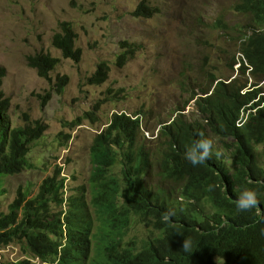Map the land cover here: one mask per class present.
I'll return each instance as SVG.
<instances>
[{
    "label": "trees",
    "instance_id": "1",
    "mask_svg": "<svg viewBox=\"0 0 264 264\" xmlns=\"http://www.w3.org/2000/svg\"><path fill=\"white\" fill-rule=\"evenodd\" d=\"M238 1L241 12L264 24V0ZM143 13L148 15L145 10ZM76 41L77 34L67 22L53 37V45L65 58L80 62L82 51L75 49ZM247 42L244 56L252 74L262 76L264 35H253ZM27 62L48 81L59 64V60L43 54L33 55ZM108 73L107 66L101 64L89 84L105 83ZM3 78L4 70L0 69V193L5 192L3 178L33 168L29 158L32 145L47 129L41 121L31 123L27 117L23 127H9L10 101L2 90ZM57 81V92L62 93L68 77ZM256 96L239 98L236 90L227 92L220 85L202 106L196 104L208 120L211 133L235 138L232 174L214 152L195 167L184 158L185 151L200 137L208 138L200 123L180 122V117L162 131L168 148L160 165L163 178L182 183L183 207H174L170 197L148 186L153 160L142 146L135 145L139 122L115 114L111 123L94 135L90 146L89 204L98 216L97 232L91 233L92 223L81 192L63 199L62 169L56 166L52 175L42 180L36 195L29 197L27 190L17 189L7 212L0 213V245H20L44 264H264V170L256 166L250 145L264 142V107L250 118L243 131L233 126L239 109ZM260 104H264V98L255 106ZM244 189L255 190L259 200L258 206L248 212L236 208ZM65 202L67 209L63 212ZM166 212L170 213L167 220L163 219ZM135 221L145 226L148 235L139 244L129 241L123 246ZM184 241L190 244L188 251L183 248ZM92 250L99 251L97 260L91 258Z\"/></svg>",
    "mask_w": 264,
    "mask_h": 264
},
{
    "label": "rangeland",
    "instance_id": "2",
    "mask_svg": "<svg viewBox=\"0 0 264 264\" xmlns=\"http://www.w3.org/2000/svg\"><path fill=\"white\" fill-rule=\"evenodd\" d=\"M142 1L158 14L151 19L132 17ZM236 5L237 0H0V68L6 71L3 91L10 100V127L23 126L26 117L47 126L44 136L32 145L33 168L3 178L0 213L7 212L18 188L36 195L42 180L59 166L64 199L83 194L91 233H96L98 216L89 204L90 146L112 111L139 113L142 127L137 145L153 159L147 184L170 197L174 207H183L182 183L163 178L160 162L167 144L158 138L159 129L171 124L179 111L194 120L191 97L211 89L215 79L232 83V89L246 86L248 90L253 85L247 72L241 76L236 65L232 67L237 63L240 37L250 28V18L236 14ZM62 22L71 23L78 35L77 47L83 50L79 63L64 59L52 46ZM123 42L135 44L138 51L120 67L117 57ZM40 51L61 60L51 74L52 82L40 79L27 65V57ZM101 62L110 68L108 80L89 85L87 79ZM62 75L69 81L58 94L53 84ZM263 81L258 84L260 89H264ZM89 111L93 116L73 124ZM200 120L206 125L201 116ZM209 135L214 149H221L222 141ZM258 162L264 166V147L258 152ZM147 235L145 226L135 221L123 245L129 241L139 244ZM96 254L92 250L94 259ZM0 257L13 262L10 246L0 249Z\"/></svg>",
    "mask_w": 264,
    "mask_h": 264
},
{
    "label": "clouds",
    "instance_id": "3",
    "mask_svg": "<svg viewBox=\"0 0 264 264\" xmlns=\"http://www.w3.org/2000/svg\"><path fill=\"white\" fill-rule=\"evenodd\" d=\"M147 11L148 12V15H145L143 13V11ZM235 11H236V14H239V15H242V16H246V17H249L250 18V28H248L246 31H244V34H242V36L240 37V40H239V46H238V59L236 60V64L234 63L232 65L235 66L234 69L235 71H238V73L243 76L246 72L249 74V76L253 79V85L250 86V88L248 90H245L246 86H242L241 89H232L233 88V85L232 83H229L227 85L224 84L223 81H220L218 79H215L213 81V86L211 87V89L205 91L207 92L206 94H204L205 92H202V94H200L201 96H205V98H201L200 95H196L194 97H191L192 101L195 102V109L193 110L195 115H196V118H194V120L192 121H189V119L187 118L186 115L183 114V111H179L177 116L175 117V119L173 120V122H171V124L169 125H165L164 127L160 128L159 131H160V134L158 136V138H160V140H164V136L162 135V131L167 128V127H170L173 125V123L180 117H182V119L180 120V122H184V123H187V122H190V123H200V129L203 130L205 132V129L207 130L208 132V138H205V135L203 137H200V140L196 141V143L194 144L193 147L187 149L184 153V158L189 162L191 163L194 167L195 166H198V165H201L203 164L206 160L210 159L213 155V152L215 153V155L217 156H220V158L222 159V161L224 162V165L228 168L230 174H232L234 172V167L231 165L232 164V152L234 150V142H236L235 138L233 137H228V139H225L221 136H219L217 134V136H215L214 133L213 136L217 139H220L222 142H221V145L223 147H221V149L219 148L218 150L214 149V141L211 139L209 133V128H208V120L205 119V116L202 114L200 108L197 109V103L200 104V106H202L204 104V101L213 97L216 89L220 86V85H223L225 87V90L228 92V91H231V90H236L239 98H246L247 95H252L254 93L257 94L256 97H254L251 101L247 102L246 104H243V106L239 109V112H238V115H237V118H235L234 122H233V126L235 129L237 130H240V131H243L244 128L246 127V125L250 122V118L251 117H254L256 115V112L260 109H262L264 107V104H260L258 107L255 106V104H258L261 99L264 98V89H260V87H258V84L261 83L263 81V78H264V74L262 76H254L252 73V69L251 67L249 66V63L247 62L245 56H244V53H243V49H244V46L245 45H248V40L253 36V35H264V24H258L254 17L251 15V14H245L243 12L240 11V3L239 1L237 0V5L235 7ZM158 14V11L156 10V8H154L153 6H151L150 4L142 1L140 2L136 7L135 9L131 12V16L136 18V19H151L153 18L154 16H156ZM64 23V22H62ZM61 23V24H62ZM69 23V22H67ZM61 24L59 26V31L56 32L55 34L61 32ZM71 24V23H70ZM72 25V24H71ZM219 25L221 26L222 25V22L219 23ZM260 26V27H259ZM73 27V25H72ZM74 29V27H73ZM74 32L76 33L75 29H74ZM54 34V35H55ZM77 34V33H76ZM54 37V36H53ZM77 40H78V35H77ZM52 46L61 52V50L57 49L54 45H53V38H52ZM74 47L75 49H78V50H81L82 53H81V60L83 58V50L79 47H77V41H76V44H74ZM122 52L118 55L117 57V63L120 67H122L123 65L126 64V62L132 57L134 56V54L138 51V48L135 44H127V42H123L122 43ZM39 54H43V55H47L53 59H57L59 60V64L58 66L52 71L50 72V78H51V81H48L47 79L45 78H42L48 82H52V77H51V74L57 70V68L60 66V63H61V60L59 58H56V57H53L51 54L49 53H45L43 51H40L38 53H33L32 55L28 56L27 59L29 57H33V55H39ZM62 54V52H61ZM62 57L66 60H71L73 62H75L74 60H72L71 58H65L62 54ZM26 59V61H27ZM80 60V62H81ZM76 63H79V62H76ZM101 64H104L107 66L108 70H109V73H108V78H109V74H110V68L108 66L107 63L105 62H101L100 64H98L97 66V70H98V67L101 65ZM27 65H28V62H27ZM29 67V66H28ZM30 68V67H29ZM0 69H3V68H0ZM32 69V68H30ZM4 70V78L6 77V71L5 69ZM34 71H36L35 69H32ZM97 70L95 71L94 74H92L88 79H87V83L89 84V80L96 74ZM37 72V71H36ZM37 75H38V72H37ZM63 76H66V75H62V76H57L56 77V80L54 82V87H55V91L57 92V89H56V86L57 84L56 81L58 78L60 77H63ZM39 77V75H38ZM68 77V76H67ZM3 78V79H4ZM40 78V77H39ZM40 78V79H41ZM3 79L1 80L2 81V90H3ZM108 80V79H107ZM234 80H236L234 78ZM68 81H69V77H68ZM237 81V80H236ZM58 82V81H57ZM264 82V81H263ZM104 84V83H103ZM245 85H248L247 81H245L244 83ZM68 85V84H67ZM91 85V84H89ZM102 85V84H101ZM66 88V87H65ZM65 88L63 89V92L65 90ZM231 89V90H230ZM242 90H245V92H243V96L240 94V92ZM4 92V91H3ZM62 92V93H63ZM58 93V92H57ZM62 93H58V94H62ZM5 94V93H4ZM6 97V96H5ZM200 97L198 100L197 98ZM8 99V98H7ZM10 101V100H9ZM199 106V105H198ZM96 108H99V107H96ZM10 110V109H9ZM9 114V112L7 113ZM110 117H109V120L107 122V124L101 129L98 131V133H100L103 129H105L110 123H111V119H112V116L113 115H122V116H125L127 117L128 119H130L131 121H136L138 120V134L141 133V120H140V116H139V113H135V115L132 116V114H127L125 113V111H112V113H110ZM85 116H88V117H91L93 116V111H89V112H86L84 113L83 116V119L85 118ZM200 116L205 119L207 122H206V125H203L201 123V120H200ZM7 117V115H6ZM8 118V117H7ZM82 119V120H83ZM25 120V118H24ZM29 122L33 123V121H30L28 119ZM37 121V120H36ZM25 122V121H24ZM9 123V121H8ZM26 123V122H25ZM44 124V123H43ZM25 125V124H24ZM23 125V126H24ZM23 126H20V127H23ZM9 127H10V123H9ZM11 128V127H10ZM17 128V127H16ZM12 129V128H11ZM47 130V129H46ZM46 132V131H45ZM44 132V133H45ZM96 133V134H98ZM94 134V135H96ZM148 137V134L145 133ZM202 135V134H201ZM44 136V135H43ZM94 137V136H93ZM138 137V135H137ZM137 137H136V141H135V145H137ZM157 138V137H155ZM93 140V139H92ZM229 141V142H227ZM167 144V143H166ZM251 148L253 149V153L255 155V162H256V166L258 168H261L262 170H264V166L260 165L259 162H258V152L264 147V142L262 143H255V142H251ZM144 148V147H143ZM168 149V148H167ZM224 149V150H223ZM145 152L146 149L144 148ZM167 150L165 151L164 155L166 154ZM149 153V152H147ZM150 154V153H149ZM164 155L162 157V160L160 162V165L161 163L163 162V159H164ZM151 157V155H150ZM152 159V157H151ZM153 160V159H152ZM92 167V166H91ZM28 170V169H26ZM25 171V170H24ZM22 173V172H21ZM20 173V174H21ZM19 175V174H18ZM60 175H62V171L60 173ZM14 176V175H13ZM16 176V175H15ZM7 177V176H6ZM60 178H62L60 176ZM64 179V178H63ZM39 188V187H38ZM65 189V187H64ZM29 192V191H28ZM38 192V191H37ZM37 194V193H36ZM29 197H32V196H29ZM63 199H64V190H63ZM65 200V199H64ZM68 200V199H66ZM65 200V201H66ZM13 201V200H12ZM259 204V200L257 198V192L255 190H252V189H244L241 194L239 195V197L237 198L236 200V208L238 211L240 212H248V211H251L252 209L256 208ZM8 207V206H7ZM63 212L67 209V203L65 202L64 205H63ZM53 212V211H52ZM169 216H170V213L166 212L164 214V217L163 219L167 220L169 219ZM123 245V244H122ZM10 246V250H11V258H12V263L8 262V261H4V260H1V257H0V264H19V263H22V262H25V263H28V264H44V263H41V261L39 260L38 257H34V256H30L27 254V252H24L22 247L20 245H15L14 243H8L6 245H0V249L2 250V248H5V247H8ZM124 246V245H123ZM183 248L185 251H188L189 248H190V244L188 241H184V245H183ZM92 253V251H91ZM93 256L91 255V258ZM97 260V259H96ZM88 264V263H86Z\"/></svg>",
    "mask_w": 264,
    "mask_h": 264
},
{
    "label": "bare ground",
    "instance_id": "4",
    "mask_svg": "<svg viewBox=\"0 0 264 264\" xmlns=\"http://www.w3.org/2000/svg\"><path fill=\"white\" fill-rule=\"evenodd\" d=\"M131 204V203H130ZM133 204V203H132ZM131 208V207H130ZM132 209V208H131ZM102 247H103V245H102ZM102 249V248H101ZM99 250V249H98ZM96 252V251H95ZM97 252H99V251H97Z\"/></svg>",
    "mask_w": 264,
    "mask_h": 264
}]
</instances>
